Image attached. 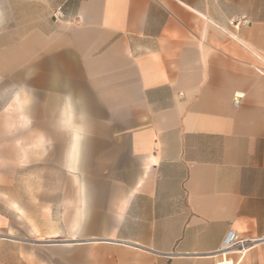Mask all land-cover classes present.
Returning a JSON list of instances; mask_svg holds the SVG:
<instances>
[{"label":"crops","instance_id":"crops-1","mask_svg":"<svg viewBox=\"0 0 264 264\" xmlns=\"http://www.w3.org/2000/svg\"><path fill=\"white\" fill-rule=\"evenodd\" d=\"M230 230L264 264V0H0V264H218Z\"/></svg>","mask_w":264,"mask_h":264},{"label":"built area","instance_id":"built-area-1","mask_svg":"<svg viewBox=\"0 0 264 264\" xmlns=\"http://www.w3.org/2000/svg\"><path fill=\"white\" fill-rule=\"evenodd\" d=\"M244 24L246 26L250 25L249 21H245ZM242 99V96L236 94L234 97V104L236 107L240 106V100ZM246 242L243 239H240L236 232L230 230L224 241L223 244L219 250V255L221 256L222 260L218 264H235L234 261L228 259V255L232 252L242 253L244 254L246 252L245 249Z\"/></svg>","mask_w":264,"mask_h":264}]
</instances>
